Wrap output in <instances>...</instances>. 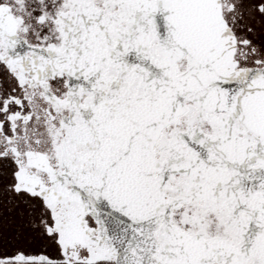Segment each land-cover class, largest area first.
I'll use <instances>...</instances> for the list:
<instances>
[{"label": "snow or ice", "instance_id": "1", "mask_svg": "<svg viewBox=\"0 0 264 264\" xmlns=\"http://www.w3.org/2000/svg\"><path fill=\"white\" fill-rule=\"evenodd\" d=\"M0 264H264V0H0Z\"/></svg>", "mask_w": 264, "mask_h": 264}]
</instances>
